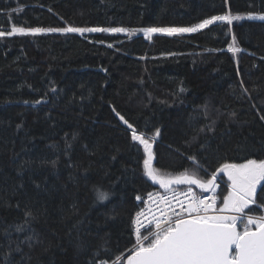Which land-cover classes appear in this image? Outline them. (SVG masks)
Masks as SVG:
<instances>
[{
    "label": "trees",
    "instance_id": "1",
    "mask_svg": "<svg viewBox=\"0 0 264 264\" xmlns=\"http://www.w3.org/2000/svg\"><path fill=\"white\" fill-rule=\"evenodd\" d=\"M229 11L242 19L185 34L0 37V264L7 252V264H99L134 244L137 197L156 187L115 111L160 129L163 175L205 181L223 163L264 159V19L249 17L264 0H0L5 32L188 27ZM218 184L220 205L230 181ZM262 188L246 211L263 212Z\"/></svg>",
    "mask_w": 264,
    "mask_h": 264
},
{
    "label": "snow or ice",
    "instance_id": "2",
    "mask_svg": "<svg viewBox=\"0 0 264 264\" xmlns=\"http://www.w3.org/2000/svg\"><path fill=\"white\" fill-rule=\"evenodd\" d=\"M253 14L249 13L251 17ZM240 15H232L227 12L203 19L198 24L188 27H149L142 30L116 28H76L67 26L58 29H43L40 27L24 28L12 27L10 31L0 30V37L11 36L16 33L36 34L44 31L58 32H128L143 31L145 35L153 33H191L205 29L214 22L232 23L240 20ZM264 19V14L260 16ZM236 39L233 36V44L229 45L232 52H239L235 46ZM106 71V70H105ZM247 92V89L244 90ZM40 103V101H35ZM115 110V109H113ZM119 119L131 132V140L139 142L143 146L146 158L143 160L144 175L152 181L159 183L170 195L161 196L160 200L165 208L159 216H153L149 221L154 226L148 235L141 234V220L143 213L136 214V242L127 256L126 264H264V216L240 215L251 204H256L257 186L264 182V159H246L243 163H223L211 174V178L203 181L197 178L195 172H185L177 176H164L153 167V144L160 136V129L155 128L150 134L137 130L124 116L117 113ZM235 116V113H232ZM264 120V116L260 117ZM147 127V126H146ZM195 160V157L192 158ZM55 166V161L52 162ZM217 172L225 173L230 181V191L223 197V205L217 209ZM186 184L188 190L181 195L190 197L186 206L180 201L178 209L171 206V201L176 199V193L172 185ZM192 185H198L203 190H211L214 194L211 199L200 198L192 192ZM264 191V188L261 189ZM98 201L109 198L110 193L95 189ZM152 199V194H148ZM139 200L140 197L138 196ZM264 208V205H260ZM235 213V214H225ZM32 216L31 212L27 213ZM27 222V221H26ZM238 222L243 224L242 230L238 229ZM18 229L22 226L18 225ZM11 252L5 253L4 262L7 264ZM122 256H117L112 264H119ZM101 264H108L102 261Z\"/></svg>",
    "mask_w": 264,
    "mask_h": 264
},
{
    "label": "built area",
    "instance_id": "3",
    "mask_svg": "<svg viewBox=\"0 0 264 264\" xmlns=\"http://www.w3.org/2000/svg\"><path fill=\"white\" fill-rule=\"evenodd\" d=\"M172 189L176 193V199L171 201V206L176 207V209L179 210L178 209L179 202L184 201L185 206H186L187 200L190 199V197L181 195L182 193L187 192L188 187L176 186V187H173ZM192 192H194L196 194V196H198L200 198H208L209 200L211 199L212 195L214 194L211 190L205 191V192H199L193 188H192ZM151 194H152V199H149L148 195L145 197H140L139 200L137 199L138 202H141V206H142V208L139 212L143 213V215L140 217L141 234L142 235H148L149 231L154 230V226L152 224H150L149 221H151L153 219V216H159L161 211L164 210V208H165V205L160 200V197L165 196V195H170V193H168L166 191H159V190H155ZM215 195L217 196V203L215 205V207L217 208L218 203H219V195H218V192L216 190H215ZM225 214H227V213H225ZM240 215H243V214H240ZM248 216H251V215H248ZM136 227H137V225H136V215H135L134 221H133L134 244L136 242V234H135ZM240 230H242V229H240ZM134 244L124 254H127V255L131 254V250H132ZM102 261H107L108 264H112V262H109L108 260H101L99 264H101Z\"/></svg>",
    "mask_w": 264,
    "mask_h": 264
},
{
    "label": "water",
    "instance_id": "4",
    "mask_svg": "<svg viewBox=\"0 0 264 264\" xmlns=\"http://www.w3.org/2000/svg\"><path fill=\"white\" fill-rule=\"evenodd\" d=\"M117 113L118 112H116L115 111V114H116V116L118 117V119H119V116L117 115ZM121 115V114H120ZM123 116V115H122ZM126 119V118H125ZM119 121H120V123L124 126V127H126L127 128V126L126 125H124V123H123V121H121L120 119H119ZM130 123V122H129ZM133 125V124H132ZM134 126V125H133ZM135 127V126H134ZM128 129V128H127ZM138 130V129H137ZM159 138H160V136L157 138V140H159ZM156 140V141H157ZM134 142V141H133ZM134 143H136V144H138V146L142 149V151H143V146L142 145H140L139 144V142H134ZM155 145H156V142L153 144V152H154V159H153V167L155 168V163H156V155H155V151H154V149H155ZM143 153H144V151H143ZM146 158V154L144 153V159ZM222 174H225V173H220V172H217V180H216V184H217V182H218V178L220 177V175H222ZM146 177V176H145ZM146 178H148V177H146ZM148 180L151 182V184L154 186V187H161L160 185H159V183H157V182H154V181H152L150 178H148ZM205 181H207V180H205ZM261 184H262V182H261ZM260 184V185H261ZM174 186H188V185H186V184H180V185H176V184H173L171 187H174ZM191 187H197L199 190H201V191H206V190H203V189H201L198 185H192ZM161 189H163V190H165L164 188H162L161 187ZM207 191H210V190H207ZM126 264V263H125Z\"/></svg>",
    "mask_w": 264,
    "mask_h": 264
},
{
    "label": "rangeland",
    "instance_id": "5",
    "mask_svg": "<svg viewBox=\"0 0 264 264\" xmlns=\"http://www.w3.org/2000/svg\"><path fill=\"white\" fill-rule=\"evenodd\" d=\"M262 15V14H261ZM261 15H256V14H254V15H252L251 17L252 18H260V16ZM250 17V16H249ZM123 33H127V32H123ZM177 34H185V33H177ZM174 35V34H173ZM161 174V173H160ZM163 175V174H162ZM164 176H167V175H165L164 174ZM226 178H227V176H226ZM227 180H228V178H227ZM219 188H220V184H217V187H216V189L217 190H219ZM229 191H230V189H229ZM228 191V192H229ZM228 192H227V194H228ZM220 201V200H219ZM222 205H223V203L222 204H220L219 205V203H218V207H217V209H219V208H221L222 207ZM252 205V204H251ZM244 212L246 213V214H249V215H251V216H254V217H257V216H264V210H263V212L261 213V214H256V213H252V212H249V211H246V208L244 209ZM227 214H235V213H227ZM241 226L243 227V224L241 223ZM128 255H130V254H128ZM127 254H123L122 255V260L121 261H124L125 260V263H126V260H127V256H128ZM120 261V262H121Z\"/></svg>",
    "mask_w": 264,
    "mask_h": 264
},
{
    "label": "flooded vegetation",
    "instance_id": "6",
    "mask_svg": "<svg viewBox=\"0 0 264 264\" xmlns=\"http://www.w3.org/2000/svg\"><path fill=\"white\" fill-rule=\"evenodd\" d=\"M224 176H227V175H226V174H224ZM260 186H261V185H258V186H257V191H258V188H259Z\"/></svg>",
    "mask_w": 264,
    "mask_h": 264
},
{
    "label": "bare ground",
    "instance_id": "7",
    "mask_svg": "<svg viewBox=\"0 0 264 264\" xmlns=\"http://www.w3.org/2000/svg\"><path fill=\"white\" fill-rule=\"evenodd\" d=\"M242 214H243V215H247V216L249 215V214H246L245 212H244V213H242Z\"/></svg>",
    "mask_w": 264,
    "mask_h": 264
}]
</instances>
